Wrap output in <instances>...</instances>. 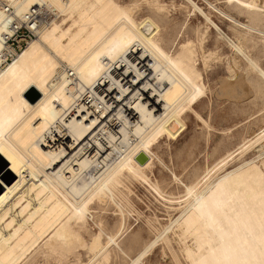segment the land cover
I'll return each mask as SVG.
<instances>
[{
  "label": "bare ground",
  "instance_id": "bare-ground-1",
  "mask_svg": "<svg viewBox=\"0 0 264 264\" xmlns=\"http://www.w3.org/2000/svg\"><path fill=\"white\" fill-rule=\"evenodd\" d=\"M70 1L0 0V6L7 3L21 15L38 4L48 10L58 4L65 12L73 7ZM230 1L235 2V9L248 15L249 24L242 25L228 16L229 22L260 34L264 40V32L253 27L264 21L257 0ZM187 2L207 19L202 9L191 0ZM89 8H81L68 27L64 24L67 16L61 24L52 19L38 38L0 71V175L6 171L4 181L13 177L11 183H1L0 264H22L28 252L44 240L45 246L61 249L70 239H79L82 229L75 232V228L84 226V207L92 202L90 199L111 184H118L121 176L152 167L156 157L153 147L163 139L175 141L184 132V106L192 105L203 93L193 57L196 53L189 48L191 42L182 44L171 58L156 41L158 28L153 21L143 19L134 24L120 6H115L117 16L107 14L103 7L99 11ZM214 28L220 33L217 26ZM220 35L237 53H243L245 44L239 45L242 38L235 43L236 37L231 41ZM105 61L111 62L109 69ZM253 62L248 60L264 80V72ZM66 69L75 74L74 83L67 81ZM95 87L96 91L104 88L117 97L114 110L119 111L100 121V125L104 122L113 126L120 134L118 140L127 147L126 156L117 163H108L116 148V134L99 133L100 125L93 122L89 107L74 106L79 92ZM239 89L223 86L219 95L236 97ZM29 90L40 95L34 104L25 96ZM257 133L253 135L255 141H262ZM130 137L134 143L129 145ZM140 153L147 158L142 166L135 161ZM230 156L220 158L214 168ZM102 164L105 166L100 167ZM197 184L187 188L190 196ZM195 193L156 240L175 228L178 240L188 238L192 243L194 249L186 247L185 252L191 256L186 255L187 260L192 258L191 264H264V174L259 167L246 163L205 183ZM99 236L93 244L102 253L107 247H102ZM106 238V243H116L114 236ZM148 246L130 264H139Z\"/></svg>",
  "mask_w": 264,
  "mask_h": 264
},
{
  "label": "rangeland",
  "instance_id": "rangeland-1",
  "mask_svg": "<svg viewBox=\"0 0 264 264\" xmlns=\"http://www.w3.org/2000/svg\"><path fill=\"white\" fill-rule=\"evenodd\" d=\"M191 1L202 9L201 12L208 20L204 19L203 15L200 16V12L187 0H73L72 2L77 3L75 6L73 3V7L69 6L71 10H65L66 14L61 11L62 5L60 9L58 4L50 7L56 24H61L63 19L67 18L65 27L70 25L72 19L78 17L79 12L90 6L94 7L91 8L92 11H99L103 7L107 14L116 16L118 12L115 6L123 7L125 17L131 19L134 24L143 19L153 21L158 28L156 41L171 58L177 54L182 44L191 42L189 48L196 53L193 57L197 60L195 65L203 93L192 105L184 106L186 109L181 116L185 126L184 132L175 141L163 139L153 147V155L156 157L153 156L155 159L153 158L152 167L144 172L131 171V174L121 176V179L118 178L120 182L117 181L119 185L113 183L109 189L90 199L92 202H88L84 207L87 211L84 226L75 228V232L82 229L78 232L79 239L76 238V243L74 239H70V243L61 249V246L48 248L44 245V240L28 252L22 264H130L148 245L152 247L148 246L147 253L139 264H191L192 258L187 260L186 257L190 255L185 253L187 248L194 249L190 239L187 238L184 242L178 240L175 228L164 233L161 239L156 238L179 216L186 205L188 206L196 189V193H199L205 183L215 181L250 162L256 164L264 174V80L248 64V60L254 61L253 63L264 72V40L260 34L247 31L237 24L233 25L231 20L229 22L228 16L242 25L249 24L248 15L234 8L235 2ZM262 3L264 0H257L259 11L264 13ZM56 6L58 10L55 9ZM59 11L63 14H59ZM214 25L231 41L236 37L238 40H234L235 43H239L242 38L239 45L245 44L244 47L241 46L243 53H237L227 44L228 41L222 38ZM253 27L264 32V21ZM223 86H237L238 89L240 86L239 96H220L219 92ZM255 132L260 133L262 141L258 140L259 143L254 139ZM227 154L232 157L226 159L218 168H214V164ZM5 172L0 175V193L1 183L9 184L13 181V177L4 181ZM205 176L206 181L202 183L201 180ZM196 184L195 191L190 196L187 188ZM71 198L68 196L69 201L73 203ZM97 235L102 247H107L104 248L105 251L102 249V253L93 244L94 239L98 238ZM108 235L114 236L115 245L106 243ZM154 240L156 241L153 243ZM166 241L168 243H165Z\"/></svg>",
  "mask_w": 264,
  "mask_h": 264
},
{
  "label": "built area",
  "instance_id": "built-area-1",
  "mask_svg": "<svg viewBox=\"0 0 264 264\" xmlns=\"http://www.w3.org/2000/svg\"><path fill=\"white\" fill-rule=\"evenodd\" d=\"M0 71L5 70L18 55L28 47L30 43L38 38L40 31L50 22L52 18L51 10H48L45 5L38 4L30 7L25 13L18 15L15 10L7 5L0 6ZM106 69H109L112 64L109 61L104 62ZM65 76L69 83H74L76 78L73 71L66 69ZM104 78V77H103ZM101 80L97 81L99 83ZM85 89L79 92V97L75 100L74 106L89 107V112L93 115L92 119L96 125H100V121L107 115H114L115 103L117 97L114 94H109L105 89L97 88ZM114 112L111 114V111ZM109 125V126H108ZM102 123L97 129L99 133L106 135L109 131L114 133L116 148L108 158V163H117L126 156L127 147L119 139V133L115 132L113 126ZM110 133V132H109ZM129 145L134 143L133 137L128 140ZM134 145V144H133ZM132 147V146H131ZM126 149V150H125ZM105 166V164L100 165Z\"/></svg>",
  "mask_w": 264,
  "mask_h": 264
},
{
  "label": "water",
  "instance_id": "water-1",
  "mask_svg": "<svg viewBox=\"0 0 264 264\" xmlns=\"http://www.w3.org/2000/svg\"><path fill=\"white\" fill-rule=\"evenodd\" d=\"M40 95L36 92V91H29L26 94V98H28L29 102L31 104H34L38 99H39ZM135 161L140 165H144L147 161V158L144 154L140 153L136 156Z\"/></svg>",
  "mask_w": 264,
  "mask_h": 264
}]
</instances>
